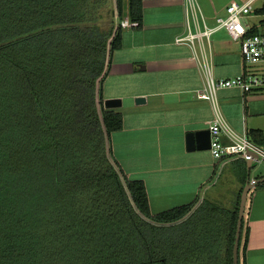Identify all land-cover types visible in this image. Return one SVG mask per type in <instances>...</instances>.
<instances>
[{
    "label": "trees",
    "instance_id": "obj_1",
    "mask_svg": "<svg viewBox=\"0 0 264 264\" xmlns=\"http://www.w3.org/2000/svg\"><path fill=\"white\" fill-rule=\"evenodd\" d=\"M143 1L0 0V264H234L243 187L233 208L199 194L153 213L114 157L123 114L102 84ZM247 136L264 145L261 129Z\"/></svg>",
    "mask_w": 264,
    "mask_h": 264
},
{
    "label": "crops",
    "instance_id": "obj_2",
    "mask_svg": "<svg viewBox=\"0 0 264 264\" xmlns=\"http://www.w3.org/2000/svg\"><path fill=\"white\" fill-rule=\"evenodd\" d=\"M231 1L198 0L210 25ZM254 5L262 7L264 0H255ZM124 27L122 46L114 51L102 84L104 100H121L113 107L123 114V128L111 134L114 157L130 178L145 182L153 213L188 203L199 194L200 200L233 208L240 188L264 177V172L251 174L252 168H247L245 180L237 173L228 180L227 190L226 185L220 189L221 171L231 165L237 168L240 158L218 160L209 149L187 148L188 133L209 129L214 110L208 99L197 95L205 75L193 50L176 42L186 30L185 0H144L142 26ZM211 43L217 78L264 71V62L244 63L240 43L225 30L216 31ZM219 103L235 131L264 133V90L224 88ZM260 183L249 191L246 203L247 264H264V183Z\"/></svg>",
    "mask_w": 264,
    "mask_h": 264
},
{
    "label": "built area",
    "instance_id": "obj_3",
    "mask_svg": "<svg viewBox=\"0 0 264 264\" xmlns=\"http://www.w3.org/2000/svg\"><path fill=\"white\" fill-rule=\"evenodd\" d=\"M255 0H232L225 8V13L215 16V23L210 25L198 0H185V26L183 34L176 37L177 43L188 44L199 67L205 75V84L197 90V95L208 99L214 110L210 121L211 154L218 160L240 158L251 160L256 165L264 162V146L250 139L247 134H240L228 123L219 103V91L224 88L240 87L244 92L264 90V71L242 72L230 78H217L213 71L212 35L223 29L232 41L240 43V50L245 64L264 62V13L257 12ZM264 7V5L262 6ZM258 21H251L250 16ZM128 20L122 22L129 25ZM136 24V23H134ZM258 26V31L250 33Z\"/></svg>",
    "mask_w": 264,
    "mask_h": 264
},
{
    "label": "water",
    "instance_id": "obj_4",
    "mask_svg": "<svg viewBox=\"0 0 264 264\" xmlns=\"http://www.w3.org/2000/svg\"><path fill=\"white\" fill-rule=\"evenodd\" d=\"M120 104H121V100L118 98H108L104 100L105 108H113V107L119 106ZM187 148L189 150L210 149L211 148L210 129H202V130L189 132L187 135ZM255 165L256 164L252 162L251 160L247 161L248 170L253 168ZM260 182H264V177L257 179V180L247 181L241 193L237 229H236L235 242H234V248H233L234 264H239V241L241 237V230H242L243 218H244L245 210H246L248 194H249V191Z\"/></svg>",
    "mask_w": 264,
    "mask_h": 264
},
{
    "label": "rangeland",
    "instance_id": "obj_5",
    "mask_svg": "<svg viewBox=\"0 0 264 264\" xmlns=\"http://www.w3.org/2000/svg\"><path fill=\"white\" fill-rule=\"evenodd\" d=\"M258 3L259 2H257L256 4H258ZM249 19L251 21H258L260 19V17L259 16L254 17V15H253V16H250ZM260 28H261L260 29L261 31H264V27L261 26ZM261 172H264V162L255 165L251 169V174H257V173H261ZM237 173H238L237 172V168L234 165H231L230 167L226 168L223 172L221 171V174H222L221 183L222 184L220 183L219 188L222 189V187H224V185L227 184L228 180H232L233 177L235 175H237ZM228 186L229 185H226L225 188H224V190H227L228 189L227 188Z\"/></svg>",
    "mask_w": 264,
    "mask_h": 264
}]
</instances>
